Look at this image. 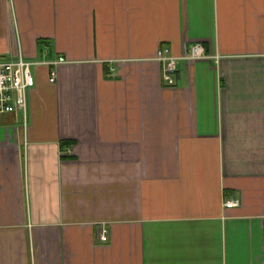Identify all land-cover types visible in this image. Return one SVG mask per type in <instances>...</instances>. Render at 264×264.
<instances>
[{
    "label": "crops",
    "instance_id": "obj_1",
    "mask_svg": "<svg viewBox=\"0 0 264 264\" xmlns=\"http://www.w3.org/2000/svg\"><path fill=\"white\" fill-rule=\"evenodd\" d=\"M20 54L68 62L0 116V264H264V0H0Z\"/></svg>",
    "mask_w": 264,
    "mask_h": 264
},
{
    "label": "built area",
    "instance_id": "obj_2",
    "mask_svg": "<svg viewBox=\"0 0 264 264\" xmlns=\"http://www.w3.org/2000/svg\"><path fill=\"white\" fill-rule=\"evenodd\" d=\"M189 58H205L207 54L202 44L192 46ZM158 59L164 64V79L168 85H175V75L178 73L177 58L170 54L169 48H161ZM64 57L52 61H29L22 54L6 59L0 58V116L14 114L22 116L25 123L29 115V92L36 86L37 77L33 68L50 66L57 68L67 63ZM52 81L55 78H51ZM240 204L239 200L231 199L226 202V207H234ZM101 239L108 240L107 231L101 235Z\"/></svg>",
    "mask_w": 264,
    "mask_h": 264
},
{
    "label": "rangeland",
    "instance_id": "obj_3",
    "mask_svg": "<svg viewBox=\"0 0 264 264\" xmlns=\"http://www.w3.org/2000/svg\"><path fill=\"white\" fill-rule=\"evenodd\" d=\"M33 72L36 73V69L35 68H33Z\"/></svg>",
    "mask_w": 264,
    "mask_h": 264
},
{
    "label": "trees",
    "instance_id": "obj_4",
    "mask_svg": "<svg viewBox=\"0 0 264 264\" xmlns=\"http://www.w3.org/2000/svg\"><path fill=\"white\" fill-rule=\"evenodd\" d=\"M65 143H69V142H65ZM71 143V142H70Z\"/></svg>",
    "mask_w": 264,
    "mask_h": 264
}]
</instances>
